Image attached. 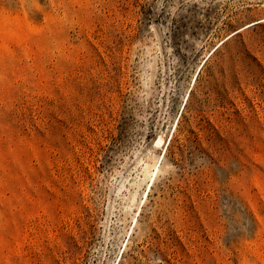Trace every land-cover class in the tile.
Listing matches in <instances>:
<instances>
[{"label":"rangeland","instance_id":"1","mask_svg":"<svg viewBox=\"0 0 264 264\" xmlns=\"http://www.w3.org/2000/svg\"><path fill=\"white\" fill-rule=\"evenodd\" d=\"M0 264H264V0H0Z\"/></svg>","mask_w":264,"mask_h":264},{"label":"trees","instance_id":"2","mask_svg":"<svg viewBox=\"0 0 264 264\" xmlns=\"http://www.w3.org/2000/svg\"><path fill=\"white\" fill-rule=\"evenodd\" d=\"M231 37H229L228 39H230ZM225 42H223V43H221L220 44V46L221 45H223ZM219 46V47H220ZM218 49V47L212 52V53H214L216 50ZM199 75V74H198ZM188 98H189V95H188ZM188 98H187V100H188ZM181 117V116H180ZM178 122H179V120H178ZM178 122H177V124H176V127L178 126ZM173 135V134H172ZM171 139H172V136H171V138H170V141H171ZM206 141H207V143H208V146H207V149H206V151H207V153H209V159L210 160H213L210 156L215 152V151H218V148H217V141L216 140H214L213 138H212V134H210V133H208L207 135H206Z\"/></svg>","mask_w":264,"mask_h":264},{"label":"bare ground","instance_id":"3","mask_svg":"<svg viewBox=\"0 0 264 264\" xmlns=\"http://www.w3.org/2000/svg\"><path fill=\"white\" fill-rule=\"evenodd\" d=\"M233 34H234V33H233ZM231 35H232V34H231ZM231 35H230V36H231ZM230 36H229V37H230ZM159 143H160V142H158V144H159Z\"/></svg>","mask_w":264,"mask_h":264},{"label":"water","instance_id":"4","mask_svg":"<svg viewBox=\"0 0 264 264\" xmlns=\"http://www.w3.org/2000/svg\"><path fill=\"white\" fill-rule=\"evenodd\" d=\"M234 34H235V33H234ZM234 34H233V35H234Z\"/></svg>","mask_w":264,"mask_h":264}]
</instances>
